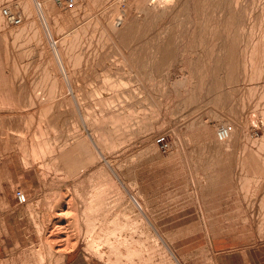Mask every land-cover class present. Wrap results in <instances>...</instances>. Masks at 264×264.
Here are the masks:
<instances>
[{"label": "rangeland", "instance_id": "obj_1", "mask_svg": "<svg viewBox=\"0 0 264 264\" xmlns=\"http://www.w3.org/2000/svg\"><path fill=\"white\" fill-rule=\"evenodd\" d=\"M158 1L0 0V264H264V0Z\"/></svg>", "mask_w": 264, "mask_h": 264}, {"label": "built area", "instance_id": "obj_2", "mask_svg": "<svg viewBox=\"0 0 264 264\" xmlns=\"http://www.w3.org/2000/svg\"><path fill=\"white\" fill-rule=\"evenodd\" d=\"M1 12L6 21L12 25H19L22 22V15L20 13L13 12L8 8H3ZM232 131L233 126L231 124L225 123L217 128L216 136L220 141H225L230 137ZM15 199L17 203L21 205L27 202V196L21 189H17L15 191Z\"/></svg>", "mask_w": 264, "mask_h": 264}, {"label": "crops", "instance_id": "obj_3", "mask_svg": "<svg viewBox=\"0 0 264 264\" xmlns=\"http://www.w3.org/2000/svg\"><path fill=\"white\" fill-rule=\"evenodd\" d=\"M62 264H109L97 258L85 256L83 259L77 262L76 256H69L66 261Z\"/></svg>", "mask_w": 264, "mask_h": 264}, {"label": "bare ground", "instance_id": "obj_4", "mask_svg": "<svg viewBox=\"0 0 264 264\" xmlns=\"http://www.w3.org/2000/svg\"><path fill=\"white\" fill-rule=\"evenodd\" d=\"M139 1H140V0H139ZM142 1H143V0H142ZM144 1H145V0H144ZM152 1H153V0H152ZM154 1H157V0H154ZM159 1H162V2H163V1H164V2H168V1H170V0H159ZM159 1H158V3H160ZM142 3H143V2H142ZM152 3H153V2H152ZM158 3H155V4H158ZM169 3H170V2H169ZM150 4H151V2H150ZM163 4H164V3H163ZM163 4H162V5H163ZM36 5H38V6H37L38 8H41V3L38 2V4H36ZM138 5H139V4H138ZM162 5H161V6H162ZM148 6H149V5H148ZM163 6H164V5H163ZM163 6H162V7H163ZM160 8H161V7H160ZM163 8H164V7H163ZM153 9H155L154 6H153ZM164 9H165V8H164ZM146 10H147V9H146ZM147 11H148V10H147ZM41 15H42V14H41ZM157 16H158V15H157ZM47 30H48V29H47ZM132 199L134 200V202H135L138 206H140L139 202L136 200L135 197L132 196ZM140 208H141V207H140Z\"/></svg>", "mask_w": 264, "mask_h": 264}]
</instances>
